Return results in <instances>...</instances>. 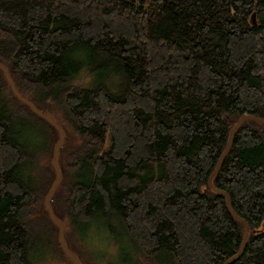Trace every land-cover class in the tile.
Segmentation results:
<instances>
[{"label":"trees","instance_id":"16d2710c","mask_svg":"<svg viewBox=\"0 0 264 264\" xmlns=\"http://www.w3.org/2000/svg\"><path fill=\"white\" fill-rule=\"evenodd\" d=\"M0 62L66 133L50 204L81 261L91 226L131 264L240 251L209 178L240 117L264 119V0H0ZM104 68L118 79L87 83ZM59 139L0 68V264H72L46 206ZM213 183L250 227L230 264H264V123L244 119Z\"/></svg>","mask_w":264,"mask_h":264},{"label":"water","instance_id":"95a60500","mask_svg":"<svg viewBox=\"0 0 264 264\" xmlns=\"http://www.w3.org/2000/svg\"><path fill=\"white\" fill-rule=\"evenodd\" d=\"M255 22V21H254ZM0 68L3 70L7 80L9 81L10 85H11V88L12 90L14 91V93L16 94V96L21 99L23 102L27 103L34 112H36L38 115L44 117L45 119H47L49 122H51L59 131L60 133V139L59 141L57 142L56 146H55V151H54V157H53V165L55 167V170H56V179L54 181V183L52 184L47 196H46V206H47V209H48V212L51 216V218L53 219V221L58 225L59 227V239H60V242H61V246H62V249L63 251L65 252V254L71 259L72 261V264H85L83 261H81V259L79 258V256L77 255L76 252H74L67 244V241H66V236H65V225L64 223L55 215L54 211H53V208L50 204V201H51V196L53 195L55 189L57 188L60 180H61V177H62V172H61V169L59 167V164H58V159H59V153H60V149L66 139V133L63 129V127L60 125V123L54 119L51 115H49L48 113H46L45 111H43L42 109L38 108L34 102L30 99H28L27 97H25L22 93H20V91L18 90L12 76L10 75V72H9V69L8 67L0 62ZM246 118H250V119H254V120H257L259 122H262L264 123V119L263 118H260V117H256V116H252V115H244L242 117H240V119L235 123V125L233 126V128L231 129V132H230V138H229V141H228V144L222 154V157L220 158L219 162H218V166L216 168V170L214 171V173L211 175V177L209 178V184L211 186V188L218 192V193H221V194H224L226 196V200H227V205L231 211V213L238 219L240 220L242 223H244L245 225V235H244V240H243V244H242V247L240 249V251L235 254L234 256H232L225 264H230L232 261L236 260L238 257H240L244 251V247L246 245V242H247V239H248V236H249V232H250V227H249V224L248 222L243 219L242 217L238 216L235 211L233 210L232 208V205H231V201H230V196L228 195V193H226L225 191L219 189L218 187H216L213 183V177L214 175L217 173V171L219 170L220 166H221V163H222V160L224 158V156L227 154L229 148L231 147V144H232V141H233V137H234V133L236 131V129L239 127V125L244 121V119ZM110 138V137H109ZM109 141V140H108ZM108 144V143H107ZM107 148V147H106ZM105 148V150H106Z\"/></svg>","mask_w":264,"mask_h":264},{"label":"rangeland","instance_id":"374dc122","mask_svg":"<svg viewBox=\"0 0 264 264\" xmlns=\"http://www.w3.org/2000/svg\"><path fill=\"white\" fill-rule=\"evenodd\" d=\"M85 59V57H84ZM90 77L88 79V76H86V79L89 83L94 84V82L99 80H105L108 79L116 80L118 79V74H113L109 69H95L92 71H89ZM116 83V82H115ZM54 118V117H53ZM27 126L32 129L34 127L33 122L27 121ZM109 140V141H108ZM108 143V144H107ZM107 147V148H106ZM111 147V138L108 137L105 148L106 151L110 149ZM54 183V182H53ZM51 203V202H50ZM93 226H91L88 231L85 234V241L88 243L86 244L84 257L90 264H131L133 260H130V252L121 250L117 248V244L120 245V242H115V240L111 237H109L108 233L106 231H98L97 229H93ZM80 245V242L78 241V246ZM57 257V256H55ZM54 260H49L46 262V264H60L57 263L58 259L53 258ZM59 262V261H58Z\"/></svg>","mask_w":264,"mask_h":264}]
</instances>
